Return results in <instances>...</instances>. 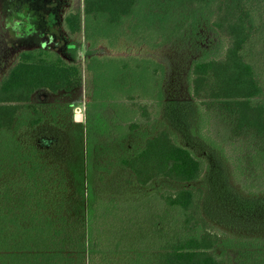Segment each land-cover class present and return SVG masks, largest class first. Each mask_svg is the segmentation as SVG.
Instances as JSON below:
<instances>
[{
  "label": "trees",
  "instance_id": "1",
  "mask_svg": "<svg viewBox=\"0 0 264 264\" xmlns=\"http://www.w3.org/2000/svg\"><path fill=\"white\" fill-rule=\"evenodd\" d=\"M73 6V0H66L62 8L67 53L75 56L84 43L87 69L92 73L95 67L91 100L109 102L119 120L113 126L114 141L95 148L96 178L118 172L112 179L124 190L142 187L138 196L155 178L180 183V189L162 194L158 203L167 210L180 209L183 218L161 226L155 220L150 226L137 221L130 210L94 214L87 241L85 219L71 209L75 194L58 116L61 111L73 116L74 106L49 103L81 84L82 65L57 50H24L0 81V264H226L212 253L219 240L208 238L201 213L203 191L195 186L205 161L168 132L150 135L140 130L134 112L124 104L134 97L122 93L135 84L139 91L151 93L141 99L178 97L175 91L165 92L159 77L164 62L154 53L177 39L192 42L202 56L192 61L191 76L181 82L191 77L193 98L233 103L242 124L264 146V103L252 106V101L264 99V0H84L83 9ZM209 31L227 39L222 58L210 56V51H220L210 48ZM124 45L125 51L117 50ZM133 47L135 56L155 63L151 86L140 72L142 67L148 72V66L140 62L132 68L117 65L115 80L99 86L103 62L107 67L119 62L134 54ZM192 130L197 135L203 131L196 123ZM124 213H129L127 222Z\"/></svg>",
  "mask_w": 264,
  "mask_h": 264
},
{
  "label": "rangeland",
  "instance_id": "2",
  "mask_svg": "<svg viewBox=\"0 0 264 264\" xmlns=\"http://www.w3.org/2000/svg\"><path fill=\"white\" fill-rule=\"evenodd\" d=\"M65 1L0 0V81L17 62L21 51L39 47L57 50L67 60H78L82 65L81 84L68 93L51 98L49 103L51 101V104L62 107L74 106L75 118L64 111L58 116L66 137L64 161L75 194L71 209L85 219L87 241L93 232L91 225L94 214L105 216L112 211L130 210L137 221L150 226L155 220L159 225L174 219L181 220L183 213L180 209L167 210L158 203L162 194L180 189V183L155 178L143 187L138 196L137 190L142 187L134 186L136 190L126 187L133 190H124L112 179L118 172L105 173L104 179L96 178L95 148L114 141L113 126L119 120L109 102L94 103L91 100V79L95 67H92V73L87 69L84 43L75 56L67 53L62 18ZM73 4L74 8L83 9L84 0H73ZM78 37L83 39V34ZM216 37L218 42L215 41ZM209 38L213 39L210 48L220 51L219 55L210 51V56L222 58L228 47L227 39L212 31ZM177 42H171L173 44H168L159 54H154L164 62L165 72L159 77L165 92L168 90L171 94L175 91L178 97L166 94L163 101L141 99L139 96L145 98L151 93L139 91L133 83L122 95L134 98L125 100L124 104L134 112V124L140 130H147L150 135L168 132L176 142L188 146L205 161L202 178L195 186L203 191L201 213L210 235L208 238L219 240L212 253L226 264H264L263 142L249 126L242 124V116L233 103L225 106L206 97L191 96L188 88L191 77L185 82L181 80H185L186 75L191 76L192 61L202 56V52L192 42L184 44L178 39ZM127 46H120L117 50L125 51ZM145 49L152 53L150 48ZM136 50L133 47V55L124 56L120 58L121 61L110 63L108 67L103 62L102 76L100 79L98 77L99 86H107L115 80L117 65L122 67L129 64L132 68L137 62L148 66V72L143 69L145 67L140 72L143 80H147L151 86L154 77L151 66L155 63L150 58L135 56ZM96 66L100 68L99 64ZM126 73L137 75L132 70ZM119 82L123 84L122 74ZM98 92H101V96L104 93L99 89ZM47 101L43 99L42 104H47ZM260 103H264V99L252 101V106ZM195 123L203 129L197 131L198 135L192 130ZM207 138L215 142L217 148L210 145ZM124 214L127 222L129 213Z\"/></svg>",
  "mask_w": 264,
  "mask_h": 264
},
{
  "label": "crops",
  "instance_id": "3",
  "mask_svg": "<svg viewBox=\"0 0 264 264\" xmlns=\"http://www.w3.org/2000/svg\"><path fill=\"white\" fill-rule=\"evenodd\" d=\"M77 115H78V114H77ZM77 115H76V116H77Z\"/></svg>",
  "mask_w": 264,
  "mask_h": 264
}]
</instances>
